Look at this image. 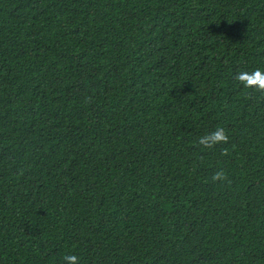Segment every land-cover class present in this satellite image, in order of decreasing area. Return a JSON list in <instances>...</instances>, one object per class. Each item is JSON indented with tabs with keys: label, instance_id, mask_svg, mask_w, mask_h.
I'll return each instance as SVG.
<instances>
[{
	"label": "trees",
	"instance_id": "obj_1",
	"mask_svg": "<svg viewBox=\"0 0 264 264\" xmlns=\"http://www.w3.org/2000/svg\"><path fill=\"white\" fill-rule=\"evenodd\" d=\"M256 69L264 0H0V264H264Z\"/></svg>",
	"mask_w": 264,
	"mask_h": 264
},
{
	"label": "clouds",
	"instance_id": "obj_2",
	"mask_svg": "<svg viewBox=\"0 0 264 264\" xmlns=\"http://www.w3.org/2000/svg\"><path fill=\"white\" fill-rule=\"evenodd\" d=\"M236 80L243 84L246 88H255L257 91L264 92V72L260 69L255 71L240 72L236 75ZM228 135L225 133L223 127H217L213 132L208 133L199 138V145L204 148H212L220 143L228 142ZM213 181H225L227 176L223 169L215 172L211 178ZM65 264H78V257L75 255H66L64 256Z\"/></svg>",
	"mask_w": 264,
	"mask_h": 264
}]
</instances>
